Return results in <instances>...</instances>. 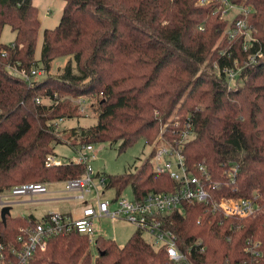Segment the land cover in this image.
I'll return each mask as SVG.
<instances>
[{
	"label": "trees",
	"instance_id": "trees-1",
	"mask_svg": "<svg viewBox=\"0 0 264 264\" xmlns=\"http://www.w3.org/2000/svg\"><path fill=\"white\" fill-rule=\"evenodd\" d=\"M62 1L61 23L45 31L38 60L37 7L32 0H0V194L28 183L84 178L86 166L77 163L46 166L56 145L119 142L122 153L142 139L153 147L150 157L137 173L109 176L107 188L120 197L131 187L136 199L175 193L181 183L155 171L153 151L164 125L161 136L175 148L190 126L193 137L182 147L188 172L203 178L212 201L255 199L259 211L233 218L213 211L212 202L185 203L183 213L164 218V228L196 264H251L250 240L260 243L258 264H264V0H234L248 12L238 18L254 30L250 53L262 57L244 67L233 86L224 67L233 68L235 57L242 65L248 59L244 37L225 35L228 21L218 2ZM6 26L16 34L11 45L1 42ZM60 58L69 59L62 75L32 85L9 69L30 72L42 63L49 71ZM88 96L98 98V124L56 130L59 119L80 118L72 99ZM40 221L33 215L0 218V241L15 244L21 230ZM196 242L204 253L191 250ZM90 244L77 231L63 233L36 253L33 264H93ZM95 245V264H169L165 248L156 250L139 229L124 244L99 236Z\"/></svg>",
	"mask_w": 264,
	"mask_h": 264
},
{
	"label": "built area",
	"instance_id": "built-area-1",
	"mask_svg": "<svg viewBox=\"0 0 264 264\" xmlns=\"http://www.w3.org/2000/svg\"><path fill=\"white\" fill-rule=\"evenodd\" d=\"M212 2L219 3V9L224 19L228 21V30L225 32L230 40L234 38L244 37L243 52L247 54V61L241 64L239 58L235 57L234 67H224L223 73L227 75L229 85L233 86L235 80L240 76V71L252 63H256L262 57L260 51L250 53L252 41L255 40L254 30L246 25L243 19L238 18L240 15H246L248 12L234 3V0H201L202 4ZM233 18L232 21L229 19ZM232 59V58H230ZM11 72L32 85L38 75H43L44 70L33 69L30 72L22 67H9ZM39 98L37 103H41ZM63 119H59L56 124V130H61ZM190 126L187 132L182 136V142L179 147L173 146L171 143L163 139L160 144L154 148V157L152 165L157 173H167L175 181L181 183V189L175 193L164 192L162 194L148 193L143 199L129 200L122 196L115 200L103 199L102 195L107 188L104 175L96 177L94 169L90 165L94 157L95 146L88 145L83 148H77L78 156L70 163H77L86 166L87 173L82 179H71L62 182L66 185V190L72 193L70 200H77L82 210L80 216L64 213L60 211L50 212L42 217L40 222L34 226L21 230L22 234L18 237L15 244H4L0 241V264H33L36 253L46 250L51 239L63 234L77 231L82 236H88L92 251L96 247V240L99 236L96 229V221L108 219L117 221L123 219L134 224L136 228L142 230L144 234H149L153 238L152 245L156 250L165 248L169 258V264H196L191 257L181 250L177 244V237L171 229L164 228V218L174 214L175 212L183 213V205L193 203H204L206 205L213 203V211L221 212L226 217L233 218H249L258 213V205L255 199H228L223 198L220 201H212L209 190L204 185L203 178H199L188 172L182 151L183 145L191 140ZM47 167L63 166L58 160L57 155H49L46 159ZM68 163V164H70ZM202 176H206L207 169L200 167ZM206 178V177H205ZM208 179V178H207ZM206 179V180H207ZM49 185L43 183H28L16 186L8 193L0 194V208L11 207L16 201L12 198H25L33 200L36 196H46L50 194ZM91 199L88 196L94 193ZM2 219V217H0ZM151 243V242H150ZM158 245V247L156 246ZM248 251L251 256V264H258L260 260V243L257 241H249ZM157 247V248H156ZM204 253L205 248L202 242L194 243L191 250L199 249ZM190 250V251H191ZM243 264H248L244 262Z\"/></svg>",
	"mask_w": 264,
	"mask_h": 264
},
{
	"label": "rangeland",
	"instance_id": "rangeland-1",
	"mask_svg": "<svg viewBox=\"0 0 264 264\" xmlns=\"http://www.w3.org/2000/svg\"><path fill=\"white\" fill-rule=\"evenodd\" d=\"M34 5L38 9V17L41 21V26L39 30V36L37 41V51H36V59L40 60L42 54V47L45 39V31L55 29L58 27L62 20V15L64 9L66 7V2L62 0H32ZM233 20L232 16L229 19ZM16 38V34L13 33L10 26H6L3 33L1 42L4 45H11L14 43ZM69 59H56L52 62L51 70L46 71L44 69V64L39 63V66L44 69L43 75H38L34 79L37 81L47 80L48 77H58L62 75L64 68L67 65V61ZM63 100H67V96L62 97ZM97 101L98 98L95 96L83 97L78 100H73L76 105L79 106L80 111L77 113V117L80 118H69L65 120L61 125V130H69L74 127H91L97 125L98 113H97ZM64 110H62L63 112ZM173 118L169 120V122ZM169 126L167 123L163 126L160 131V137L158 142L160 143L163 138L161 134L166 130ZM121 143L108 144V143H100V145H96L95 150L93 152L94 159L90 161V165L96 174V177H100V175L107 176L106 184H108V177H116L125 175L126 173L133 172L137 173L141 166L146 162L152 153L153 147L148 146L146 142L142 139L130 146L125 152L120 153L119 147ZM54 153L57 155L59 161L63 164H68L71 161H74L78 156L77 148H73L69 145L60 144L56 145L54 148ZM50 191V195L46 197L36 196L33 198L35 202H25L28 197L25 198H12L11 200L16 201L11 205L10 216H28L33 215L36 218L40 219L41 215L50 212H68L75 216H80L81 214V206L77 202V200H70L72 197V193H69L66 190V185L62 182H58L55 184H51L48 186ZM56 193V195H54ZM94 193L88 196L89 199L93 201L91 197H94ZM117 189L114 188H106L104 190V194L102 195L103 199L115 200L118 197ZM133 190L131 187L125 189L122 193V197L127 198L129 200L133 198ZM60 198L56 201H50L47 199H56ZM31 200V199H29ZM46 202H44V201ZM2 208H0V217H1ZM96 229H98V233L101 236L106 237L107 239H114L119 244H124L133 234L138 230L136 226L130 224L126 220L117 219V221H110L108 219H102L96 221ZM145 240L148 242H153V238L149 234H144ZM158 247V245H156ZM156 247V248H157ZM98 255V250L95 248L93 250L94 261L96 262V258Z\"/></svg>",
	"mask_w": 264,
	"mask_h": 264
},
{
	"label": "water",
	"instance_id": "water-1",
	"mask_svg": "<svg viewBox=\"0 0 264 264\" xmlns=\"http://www.w3.org/2000/svg\"><path fill=\"white\" fill-rule=\"evenodd\" d=\"M10 211H11L10 207H6L2 210L1 212L2 221L6 222L8 216H10Z\"/></svg>",
	"mask_w": 264,
	"mask_h": 264
},
{
	"label": "crops",
	"instance_id": "crops-1",
	"mask_svg": "<svg viewBox=\"0 0 264 264\" xmlns=\"http://www.w3.org/2000/svg\"><path fill=\"white\" fill-rule=\"evenodd\" d=\"M50 194H48V195H46V196H49ZM54 195H56V193H54ZM46 196H44V197H46ZM41 197H43V196H41ZM60 198H56V199H47V200H50V201H56V200H59ZM26 201H30L28 198L25 200V202L24 203H26ZM44 201V200H43ZM44 202H46V201H44ZM64 213H68V212H64ZM46 213H44V214H42L41 215V218L42 217H44V215H45ZM27 216V215H26ZM40 218V219H41Z\"/></svg>",
	"mask_w": 264,
	"mask_h": 264
}]
</instances>
